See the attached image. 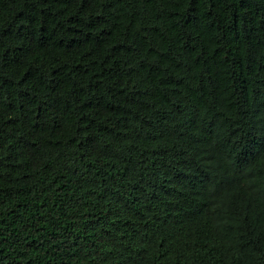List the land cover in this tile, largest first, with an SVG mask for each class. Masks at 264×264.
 Here are the masks:
<instances>
[{"label": "trees", "instance_id": "1", "mask_svg": "<svg viewBox=\"0 0 264 264\" xmlns=\"http://www.w3.org/2000/svg\"><path fill=\"white\" fill-rule=\"evenodd\" d=\"M0 264H264V0H0Z\"/></svg>", "mask_w": 264, "mask_h": 264}]
</instances>
